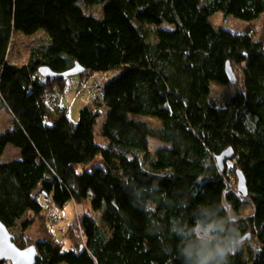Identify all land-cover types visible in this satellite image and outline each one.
Here are the masks:
<instances>
[{
    "label": "trees",
    "instance_id": "1",
    "mask_svg": "<svg viewBox=\"0 0 264 264\" xmlns=\"http://www.w3.org/2000/svg\"><path fill=\"white\" fill-rule=\"evenodd\" d=\"M81 1L0 0V109L13 115L0 157L10 144L21 150L0 159V220L18 229L17 245L34 244L37 264H187L182 248L198 242L191 230L200 220L224 221L213 233L221 237L235 227L229 204L244 243L228 264H264V41L210 19L222 10L250 22L264 0H107L103 17ZM40 28L52 38L44 54L7 60L14 31ZM75 62L83 76L121 69L76 122L51 104L67 76L39 72ZM228 63L241 89L217 105L211 82L229 83ZM227 148L234 155L220 169L216 157ZM237 170L253 205L245 216ZM70 203L82 210L67 222Z\"/></svg>",
    "mask_w": 264,
    "mask_h": 264
},
{
    "label": "rangeland",
    "instance_id": "2",
    "mask_svg": "<svg viewBox=\"0 0 264 264\" xmlns=\"http://www.w3.org/2000/svg\"><path fill=\"white\" fill-rule=\"evenodd\" d=\"M106 3L107 0H101L97 3L88 4L84 0H82L80 2V6L88 14H91L93 16L95 15L97 17H103V10ZM210 17L211 22L215 28H223L226 30L229 29L235 33L249 31L251 29L256 38L264 41V13H261V16L259 18L250 22L245 21L241 18H237L233 15H225L222 10L216 11ZM51 43L52 38L44 28H40L38 29V31L28 34L24 33L21 30H16L13 32L12 40L10 41L8 47L9 49L7 53V60L16 65L28 63L36 55L40 56L44 54V52L50 48ZM120 73L121 69L118 68L107 70L106 72L96 71L85 76L81 75L80 73L68 75L66 77L67 83L64 86L63 90H61L58 86L52 89L54 98L53 101H51V104L52 106H58L61 108L66 107L71 119L76 122L80 117V109L84 106H87V104H92L95 101L94 99L103 92L104 87L108 84V82L117 78ZM239 89H241V85L239 83H222L220 81H212L211 91L209 94L210 100L217 105L224 104L229 101L234 93ZM137 116H140L139 118L142 120H146L147 118L151 119L152 124L158 123V120H153V118L149 116ZM102 121L103 117L102 119H98V127L101 126ZM12 123L13 115L8 112L5 107H1L0 132L8 130ZM99 139L100 138H98V140ZM151 139L153 138H150V140ZM160 143L161 142L156 140L153 146H158ZM5 149L6 150L4 154L0 157V159L3 161H11V159L19 158V156H21V150L11 144L6 146ZM241 206V216L252 213L253 205H251V202L247 201L246 197H244V201ZM81 210L82 206L76 207L75 204L70 203L62 213H64L66 221L69 222L76 219L77 215L81 213ZM101 215L102 214H97L96 217L98 218V223L101 225V228L105 229V222L102 220ZM197 224H207V221L200 220ZM38 231V226L36 224H33L32 227L28 230L29 236L34 238V241L39 238ZM17 232L18 229H14L12 233L14 235Z\"/></svg>",
    "mask_w": 264,
    "mask_h": 264
},
{
    "label": "clouds",
    "instance_id": "3",
    "mask_svg": "<svg viewBox=\"0 0 264 264\" xmlns=\"http://www.w3.org/2000/svg\"><path fill=\"white\" fill-rule=\"evenodd\" d=\"M227 223L235 226L225 237L213 235L214 232L225 231L224 221L197 224L191 231L196 233L198 242H189L182 248L187 264H228L230 255H235L244 243V238L238 230V217L231 209V205L224 207ZM215 241V243H213Z\"/></svg>",
    "mask_w": 264,
    "mask_h": 264
},
{
    "label": "water",
    "instance_id": "4",
    "mask_svg": "<svg viewBox=\"0 0 264 264\" xmlns=\"http://www.w3.org/2000/svg\"><path fill=\"white\" fill-rule=\"evenodd\" d=\"M86 68L82 67L78 62L62 73L56 72L50 69L49 66L43 64L39 67V72L48 78L63 77L68 75H74L77 73L85 72ZM226 72L229 83L237 82V75L234 72L230 63L226 66ZM234 155L231 148L225 149L222 154L216 157V162L220 169L224 167V161L232 158ZM238 177V190L237 194L242 197H247L248 188L243 172L237 170ZM15 235L9 230V228L0 220V261H10L12 264H37L38 248L34 244H30L25 248H21L15 242Z\"/></svg>",
    "mask_w": 264,
    "mask_h": 264
},
{
    "label": "built area",
    "instance_id": "5",
    "mask_svg": "<svg viewBox=\"0 0 264 264\" xmlns=\"http://www.w3.org/2000/svg\"><path fill=\"white\" fill-rule=\"evenodd\" d=\"M45 202L46 203H48L49 202V200H48V198L46 197V199H45ZM48 214H51V215H55V211L53 210V209H51L50 207H48Z\"/></svg>",
    "mask_w": 264,
    "mask_h": 264
}]
</instances>
